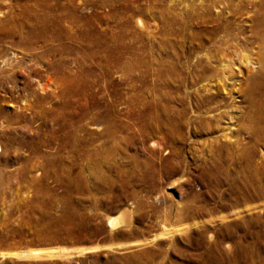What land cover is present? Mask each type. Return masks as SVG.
<instances>
[{"label":"rangeland","instance_id":"374dc122","mask_svg":"<svg viewBox=\"0 0 264 264\" xmlns=\"http://www.w3.org/2000/svg\"><path fill=\"white\" fill-rule=\"evenodd\" d=\"M240 11L0 0V264H264V136L243 96L258 47L241 50ZM225 18L232 37L211 36ZM43 19L51 40L31 52L63 66L24 89L8 62Z\"/></svg>","mask_w":264,"mask_h":264},{"label":"bare ground","instance_id":"6f19581e","mask_svg":"<svg viewBox=\"0 0 264 264\" xmlns=\"http://www.w3.org/2000/svg\"><path fill=\"white\" fill-rule=\"evenodd\" d=\"M240 8H241L240 14L242 16H245L244 19L242 20L241 25L239 26L240 48L242 51L245 50V48L247 47V45L251 41L254 42L255 44H257V47H258V52L256 54V58L254 59V61H251L252 63L250 62L254 66L253 67V73L248 78V85H247V88L245 89L244 95H243L244 101L246 103H248L250 105V107L252 108L249 111V115L251 114V116H250L251 126H249V129L252 132L251 138H252L253 142L255 143V142L261 140V137L259 136V134H263V136H264V0H240ZM212 20L213 19L208 20L206 22V24L210 23ZM221 20H223V19H221ZM201 24H202V22H201ZM43 25H44V28H43ZM41 26H42V28L40 30H42L43 33L34 34L31 31H27V32H25L26 35L24 37H20V40L21 41L23 40L22 46H24V48L27 51H29V52H26L27 54L24 55L25 57L19 58V59H17V57H15L14 58L15 64H13L12 62L9 63L8 60H6L5 64H6V62H8V65L10 67H12V74H15L17 76H21L27 80L24 83L25 84L24 89H30V87H31L30 79H33L32 78L33 76H39L40 77L41 74H43V75L46 74V79L45 80L42 79V80H44V82H40V84H39V82L37 81L38 82L37 84H39V87H41L42 91H47V89L52 84V78H51V76H49V73L50 74L52 72L56 73L57 70H59L63 66V64H62L61 58H59V60L57 62H50V61L48 62V61L44 60L43 55L38 54V53L35 54V53L31 52V49H33L34 43L39 38L43 37L42 34L45 35L44 37H45L47 42H48L47 39L51 40L50 37H47V32L49 30H51L50 29L51 27H50V25L47 24V21L45 19H43ZM230 27H231L230 22L228 20H226V18L223 20L222 24H221V22H219V20H215V21H213V24H212L211 28L209 29V34L211 36H214L217 33L222 31L226 36L232 37V34L230 33ZM246 33H248V34H246ZM53 37L55 40L59 38V36H53ZM71 37H73V36H71ZM7 38L15 40L16 37H15V34L14 35L11 34V35H7ZM18 44H20V42ZM226 46H228V45H223V47H226ZM205 48H206V46H205ZM45 50H47V49H45ZM55 50L61 51V53H62V51H64L63 48L60 50L59 49H55ZM229 52H230V50H229ZM236 56L237 55H235V57ZM247 61L249 62V60H247ZM39 63H41V65ZM245 63H246V60H245ZM222 65H223V63H222ZM229 67L231 68L232 66H229ZM221 68H222V66H221ZM227 68H228V66H227ZM15 69H17V70H15ZM216 90H217V88H216ZM125 219H126V216L124 214H122V215L118 216L117 218H115V219L113 218L112 220H110V223H112L114 221H120V222L125 221ZM28 253L32 254V252H29V251L28 252L20 251L19 255H22V254L25 255ZM32 256H33V254H32ZM38 257H40V256H38ZM27 258H29V257L27 256Z\"/></svg>","mask_w":264,"mask_h":264}]
</instances>
